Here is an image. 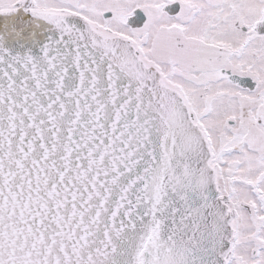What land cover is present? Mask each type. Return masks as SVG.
I'll use <instances>...</instances> for the list:
<instances>
[{
  "label": "snow or ice",
  "instance_id": "1",
  "mask_svg": "<svg viewBox=\"0 0 264 264\" xmlns=\"http://www.w3.org/2000/svg\"><path fill=\"white\" fill-rule=\"evenodd\" d=\"M0 264H264V0H0Z\"/></svg>",
  "mask_w": 264,
  "mask_h": 264
}]
</instances>
